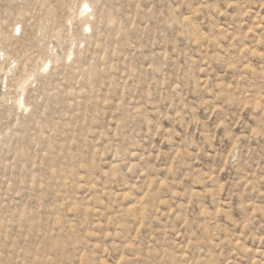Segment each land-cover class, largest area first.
I'll list each match as a JSON object with an SVG mask.
<instances>
[{"label":"rangeland","instance_id":"rangeland-1","mask_svg":"<svg viewBox=\"0 0 264 264\" xmlns=\"http://www.w3.org/2000/svg\"><path fill=\"white\" fill-rule=\"evenodd\" d=\"M0 264H264V0H0Z\"/></svg>","mask_w":264,"mask_h":264}]
</instances>
